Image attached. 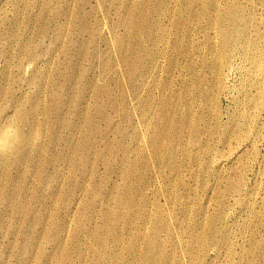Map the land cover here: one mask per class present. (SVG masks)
<instances>
[{"label":"rangeland","instance_id":"rangeland-1","mask_svg":"<svg viewBox=\"0 0 264 264\" xmlns=\"http://www.w3.org/2000/svg\"><path fill=\"white\" fill-rule=\"evenodd\" d=\"M263 56L264 0H0V264H264Z\"/></svg>","mask_w":264,"mask_h":264},{"label":"bare ground","instance_id":"bare-ground-1","mask_svg":"<svg viewBox=\"0 0 264 264\" xmlns=\"http://www.w3.org/2000/svg\"><path fill=\"white\" fill-rule=\"evenodd\" d=\"M234 22H235V21H234ZM237 27H238V26H237ZM255 27H256V26H255ZM247 31H248V30H247ZM228 33H229V32H228ZM228 33H227V34H228ZM227 34H226V35H227ZM230 39H231V38H230ZM256 42H257V41H256ZM258 50H259V49H258ZM255 52H256V51H255ZM263 57H264V56H263ZM225 58H226V57H225ZM222 61H223V60H222ZM226 63H227V62H226ZM227 64H228V63H227ZM219 66H220V65H219ZM256 66H257V64H256ZM257 67H258V66H257ZM261 70H262V69H261ZM241 75H242V74H241ZM256 98H257V97H256ZM258 98H259V97H258ZM256 102H257V101H256ZM44 113H45V112H44ZM12 143H13V142H12ZM9 144H10V143H9ZM1 156H2V155H1Z\"/></svg>","mask_w":264,"mask_h":264}]
</instances>
